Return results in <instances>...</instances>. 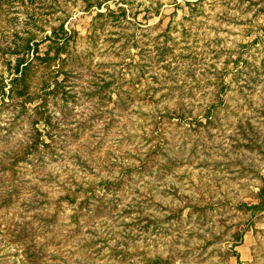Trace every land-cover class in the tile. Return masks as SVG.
Masks as SVG:
<instances>
[{
  "label": "rangeland",
  "instance_id": "1",
  "mask_svg": "<svg viewBox=\"0 0 264 264\" xmlns=\"http://www.w3.org/2000/svg\"><path fill=\"white\" fill-rule=\"evenodd\" d=\"M48 1L39 12H54L42 14L37 37L63 22L79 64L58 75L64 90L47 99L53 159L39 175L21 169L49 201L22 220L34 210L57 213L46 228L61 242L49 245L46 262L264 264V0ZM18 8L16 27L27 28ZM47 49L39 45L40 54ZM5 58L15 56L0 52L7 82ZM134 63L143 76L124 83ZM44 71L37 74L52 82ZM101 78L115 83L92 95ZM119 89L134 95L121 107ZM210 110L218 118L207 125ZM12 114L0 108V148L25 136L23 122L2 129ZM67 190L79 191L73 202ZM75 210L79 229L68 236ZM3 245L0 264H23L20 248Z\"/></svg>",
  "mask_w": 264,
  "mask_h": 264
},
{
  "label": "trees",
  "instance_id": "2",
  "mask_svg": "<svg viewBox=\"0 0 264 264\" xmlns=\"http://www.w3.org/2000/svg\"><path fill=\"white\" fill-rule=\"evenodd\" d=\"M19 6L23 7L25 12L23 24L27 28L24 29L23 26L16 27L18 24L17 13L21 12ZM43 7L51 8L52 4L48 0H0V17L5 18L6 22L12 25L11 28L0 26V37L6 36V29H13L8 34L11 37L10 43L2 48L0 46L1 56H15L13 63L11 58H5L8 66L12 65L11 78L7 82L0 79V108L10 109L13 113L7 122L8 127L2 129L7 130V133H5L8 134L10 128L15 129L21 122L27 125V129L23 133L25 136L14 139V144L0 148V210L4 212L0 213V241H4L6 246L13 245L12 247L21 249V252L25 255L22 259L23 264H48L46 257H53L52 252L49 253V245L61 242L58 239L56 242L55 237L57 235L46 228L48 223L55 221L57 215L55 211L53 214H49L48 212L34 210L33 214L29 215L26 220H22L24 217L21 215L24 212L38 209L37 205L41 206L42 203H49V201L46 198H39L45 193L40 190L38 183L24 179L21 169L27 170L28 166L26 165L29 164V170L39 175L45 171L43 167L48 160L53 159L55 141L53 140L52 128L55 124L48 110L47 99L50 94H56L58 91L64 90L66 85L64 84V78L72 75L74 66H77V63L79 64L77 55L69 49L68 44L71 35L64 28L63 22L56 27L51 26L49 34H45L40 38L37 37L36 32L45 31L42 14L54 12V10L48 9L46 12L40 13L39 9ZM98 15H102V12H98ZM43 42L48 43V49L40 54L39 45ZM51 49L53 54L49 52ZM133 65L135 75L125 79L124 83L133 85L139 82V76H143L142 66H138L137 63ZM43 70L52 74V82L44 80L42 74H37V72ZM61 73L64 78L58 80L57 77ZM51 83L53 85L50 88ZM113 83H115L113 79L101 78V82L95 83L97 89L92 92V95L101 94V96H105L106 90ZM119 86L117 82L115 88ZM146 92L144 91V95ZM116 94L118 98L114 102L119 107L124 104L127 105V100H133L134 96L123 89L117 90ZM108 97L110 98V95ZM217 111L210 110L205 114L207 125L217 120ZM46 139H49V141ZM75 191L79 193L78 190H67L65 192V196L70 198V202L75 199ZM12 208L19 209V211L10 212L9 209ZM20 208L23 210L21 211ZM80 215L77 210L70 215V221L76 225L73 229L68 230L70 234L68 236L75 235V232L79 229ZM18 216L21 219H18ZM31 218H35V221L38 222L42 221L43 224L32 226ZM48 233H50L49 236ZM38 237H41V239H38ZM3 247L5 245L0 246V250ZM60 247L62 245L59 246V250ZM71 253L78 254V250ZM147 261L146 264H152L159 261V259L158 257L147 258ZM71 262L76 263L74 260H71ZM67 264L70 263L67 262Z\"/></svg>",
  "mask_w": 264,
  "mask_h": 264
}]
</instances>
